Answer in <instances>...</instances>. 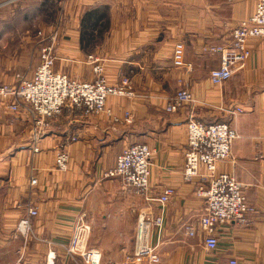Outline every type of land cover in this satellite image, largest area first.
<instances>
[{"label": "crops", "instance_id": "obj_1", "mask_svg": "<svg viewBox=\"0 0 264 264\" xmlns=\"http://www.w3.org/2000/svg\"><path fill=\"white\" fill-rule=\"evenodd\" d=\"M64 3V21L44 22L37 29L57 31L54 69L91 81L92 56L102 63L108 82L128 79L133 94L108 95L105 111L96 115L65 107L49 120L37 151L25 112L10 110L0 99V264H87L65 249L79 216L91 225L87 245L100 251L99 264H120L135 249L142 212L162 216L152 236L160 259L142 264H228L230 258L264 264V37L247 39L249 56L220 85L209 78L220 53L208 50L230 42L231 29L254 13L255 0ZM17 30L0 25V82L9 85L32 75L42 43L29 26L22 35ZM176 42L183 43L189 66L173 64ZM181 87L193 101L167 111L169 98ZM236 107L242 111L231 112ZM189 110L204 123L225 122L236 131L229 156L217 162L216 170L234 176L253 208L250 224L229 220L218 226L211 251L204 248L197 225L204 208L196 195L199 178L182 176ZM137 143L152 152L149 200L119 178L105 176L117 155ZM60 149L68 153L64 170L54 163ZM199 171L205 174L204 166ZM33 176L37 183L29 192ZM166 187L174 192L161 207L157 199ZM27 202L37 214L24 239L13 230ZM185 225L195 227L196 234L188 235Z\"/></svg>", "mask_w": 264, "mask_h": 264}, {"label": "built area", "instance_id": "obj_2", "mask_svg": "<svg viewBox=\"0 0 264 264\" xmlns=\"http://www.w3.org/2000/svg\"><path fill=\"white\" fill-rule=\"evenodd\" d=\"M55 35V32L49 34L46 36L49 41L40 45L39 63L30 77H20L16 85L0 82V99L6 102L7 108L25 112L35 151L38 150L37 143L49 120L57 116L63 108L79 111L82 116L96 115L105 111L108 95L133 94L128 79H123L119 83L108 82L103 75L102 63L92 56H88L95 76L91 81H79L54 70ZM259 36L264 37V0H255L254 13L238 22L231 31V40L228 44L208 49L220 53L219 65L209 72L211 83L220 85L228 80L233 71L241 67L249 56L247 39ZM172 61L177 67L189 66L185 63L184 46L181 42H176L173 46ZM192 101L190 91L181 87L169 98L166 110L177 111ZM241 111L242 109L237 107L231 112ZM124 118L130 121V114L126 112ZM185 125L186 146L182 176L186 181L199 178L196 195L203 199L204 208L197 219V225L203 235L204 248L211 251L217 245L215 232L218 226L229 220L242 225L250 224L249 214L253 208L247 204L242 186L234 176L216 170L217 162L229 156L231 144L237 137L236 131L225 122L204 123L195 117L192 110L187 113ZM151 155L150 148L144 143L129 145L117 155L115 165L105 173V176L119 178L126 186L132 187L149 200ZM67 161L68 153L65 149H60L55 155V167L64 170ZM200 166H204L205 174H200ZM36 183V177H31L28 183L29 192ZM173 192L171 187L163 190L157 199L161 207ZM36 214V207L27 202L18 218L14 233L25 239L31 233V218ZM161 225V215L140 213L135 230V249L126 255L120 264L158 262L160 259L158 244L152 242V236L154 230ZM184 229L188 235L196 234V228L193 226L185 225ZM89 232L90 225L85 222L83 216H79L73 225L65 249L68 254L81 256L87 264H99L100 251L87 245ZM48 257L52 258L53 255L48 254ZM228 264L238 263L235 258H230Z\"/></svg>", "mask_w": 264, "mask_h": 264}, {"label": "rangeland", "instance_id": "obj_3", "mask_svg": "<svg viewBox=\"0 0 264 264\" xmlns=\"http://www.w3.org/2000/svg\"><path fill=\"white\" fill-rule=\"evenodd\" d=\"M65 1L67 0H0V25L2 23L7 24L10 27V30L19 29L17 31L20 33V35H22L21 33L25 31L23 30V28L25 27L28 28L29 26V28L31 29V32L34 30L33 32L36 34L38 32L41 33L39 35V38H40L39 40L43 39L42 43L40 44V45H43L49 41L48 39H46V36H48L49 33L48 32L46 33L40 29L39 30L37 29L40 28V24H43L44 22L54 24L60 21H64L65 19V15H64L65 3L64 2ZM233 28L231 29V31L233 30ZM54 32L57 34L56 30L51 31V33H54ZM55 38H56V35H55ZM230 40H231V37H230ZM54 41L55 39L53 40V45H54ZM217 46H220V45H217ZM34 47L37 48L38 46H36L35 44ZM212 47H216V46H212ZM54 51H55V47H54ZM39 55H40V48L38 50V63H39ZM28 124H29V121H28ZM85 222L90 225V223L87 222L86 220ZM90 232H91V225H90ZM90 232H89V235H90Z\"/></svg>", "mask_w": 264, "mask_h": 264}]
</instances>
